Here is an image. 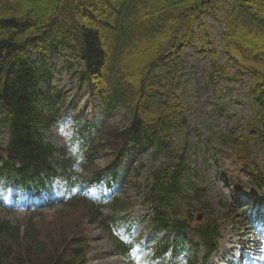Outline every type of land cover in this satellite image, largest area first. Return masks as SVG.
I'll list each match as a JSON object with an SVG mask.
<instances>
[{"label":"trees","instance_id":"obj_1","mask_svg":"<svg viewBox=\"0 0 264 264\" xmlns=\"http://www.w3.org/2000/svg\"><path fill=\"white\" fill-rule=\"evenodd\" d=\"M209 16L223 28V55L210 35ZM186 50L209 60L206 82L215 95L220 91L233 101L242 91L246 95L250 122L237 121L231 131L219 133L218 141L248 169L255 142L264 140V0H0V120L9 135L2 150L11 162L21 163L26 177L56 172V165L75 177L79 158L45 140L62 112L56 104L64 105L46 55L63 58L80 85L106 91V105L124 107L131 116L128 127H106L97 141L91 130L79 127L77 144L90 148L88 158L93 150L119 156L129 143L151 151L161 161L144 198L154 223L188 227L191 220L179 207L193 134L182 67ZM236 87L240 93L234 96ZM224 109L219 106L221 115ZM57 154L62 157L55 165ZM10 170L5 167L4 173ZM79 201L90 224H105L101 208ZM121 203L116 199L110 208H125ZM61 228L52 241L31 221H0V264H84L85 230L69 237L67 226ZM210 229L202 225L198 231L206 238Z\"/></svg>","mask_w":264,"mask_h":264},{"label":"rangeland","instance_id":"obj_2","mask_svg":"<svg viewBox=\"0 0 264 264\" xmlns=\"http://www.w3.org/2000/svg\"><path fill=\"white\" fill-rule=\"evenodd\" d=\"M208 29L213 40L220 49V55H223V47L221 40L222 27L220 23L212 17L207 18ZM53 64L58 66V74L55 78V85L60 88V97L70 96V103L67 108L75 112L77 119H66L61 122L60 129H53L48 134L50 142L57 146H64L70 141L77 121L86 119V121H95L99 126L102 124H109L115 127L129 126V115L123 108H119L112 113L106 111L103 102L93 95L90 90H77L76 79L73 80L74 72H67L63 68V62L59 59H53ZM208 62L202 60L200 55L194 52L186 51L182 67L185 70L186 85L190 98L188 100L189 106V123L194 128L195 133L191 136L190 154L192 157L190 163V179L192 187L195 189H203L205 193L204 203L208 204V210L203 213V207L200 201L191 199L193 195L191 189H186V194L189 198L182 203L183 210L186 214L192 213L196 221L198 214H203L205 218L210 221H218L221 232L220 245L234 244L248 238L249 229L242 224L240 212L241 208L238 202L234 201L226 178L218 176L222 171L221 167L226 166V171L229 176L235 174V178L240 180L244 185L242 194L255 191L250 186L252 184L251 177L241 171L233 158L229 156L223 148L217 144V132L230 131L233 128V121L236 118H242L244 121L248 119L249 111L246 105V98L243 99L241 95L234 99L236 104L231 102V98L224 99L219 102L218 96L214 95L207 84ZM79 68V67H77ZM239 90V89H237ZM244 95V94H243ZM245 97V96H244ZM65 99V98H64ZM245 100V101H244ZM229 105L226 107L230 113L228 118H220L216 115L219 105ZM66 111H71L68 109ZM232 112V113H231ZM6 130L0 126V144H6L8 134ZM103 134V133H102ZM208 140L211 143H207ZM73 151H70L72 153ZM110 151H106L97 155L94 160V166L101 167L106 163V158ZM130 154V155H129ZM129 158L126 160V166H134L131 179L128 180L125 188L119 195L124 196L132 202H141V193L144 194L151 183L149 176L150 171L156 165L151 160L149 154L143 153L137 148H132L129 151ZM254 167L262 171L264 178V143H259L255 149L253 159ZM3 181H0V221L9 220L13 223L28 224L30 221L37 227L42 238H49L52 241L58 240V232L63 229L62 226H67L66 234L71 237L75 231L84 229L87 231V222L89 219L84 210V206H77L74 209L63 210H41L40 215L31 216L24 212L22 205H14L12 196L14 192L11 189H5ZM63 191V182L56 181L52 195L58 198ZM259 196L262 195L257 190L255 191ZM95 196V195H94ZM236 198V197H235ZM27 199L23 194L19 202H24ZM150 212H148V215ZM145 216L142 206H137L131 213L132 220L136 222L137 233H141L143 239L148 237V225L145 220L139 219ZM61 228V229H60ZM146 228V229H145ZM88 235L90 236L92 249L88 264H127L114 252V246L110 240L108 233L99 229V227H88Z\"/></svg>","mask_w":264,"mask_h":264}]
</instances>
